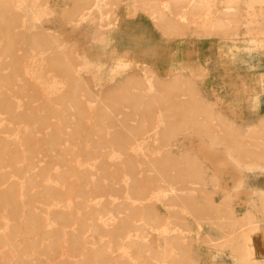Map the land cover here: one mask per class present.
<instances>
[{"label":"rangeland","instance_id":"374dc122","mask_svg":"<svg viewBox=\"0 0 264 264\" xmlns=\"http://www.w3.org/2000/svg\"><path fill=\"white\" fill-rule=\"evenodd\" d=\"M0 101V264H258L264 0H0Z\"/></svg>","mask_w":264,"mask_h":264},{"label":"bare ground","instance_id":"6f19581e","mask_svg":"<svg viewBox=\"0 0 264 264\" xmlns=\"http://www.w3.org/2000/svg\"><path fill=\"white\" fill-rule=\"evenodd\" d=\"M7 30H9V28L8 27H5L4 29H3V32H6ZM8 51H9V53L11 54V51L12 50H14V46L12 45V42L10 41V43H9V45H8V49H7ZM14 61V60H13ZM19 61V60H18ZM3 64L2 65H5V61H3L2 62ZM7 64V63H6ZM17 64H18V62H17V60H15L13 63H12V66L14 67V69L16 68L15 66H17ZM5 66H8V64L7 65H5ZM5 66L4 67H2V68H5ZM11 66V67H12ZM1 68V69H2ZM8 78H11V77H7V78H5V79H7L8 80ZM2 81H4V80H2ZM6 81V80H5ZM12 81V80H11ZM9 83H10V80L8 81ZM14 82V81H13ZM6 86H7V84H5ZM10 85V84H9ZM8 85V86H9ZM12 85H13V83H12ZM12 85H10L11 87H12ZM8 86H7V88H8ZM11 87H9V88H11ZM12 89V88H11ZM8 91V90H7ZM16 91V90H15ZM5 92H6V90L4 91V94H5ZM9 92H10V90H9ZM14 92V91H13ZM12 93V92H11ZM11 93H9L8 95H10ZM17 93V92H16ZM6 94H7V92H6ZM18 94V93H17ZM14 95H15V93H14ZM18 95H20V94H18ZM11 96V95H10ZM4 98H7L6 96L4 97ZM9 99H11V97H9ZM9 99H7V100H9ZM3 100V99H2ZM10 101V100H9ZM1 103H3L2 101H0ZM6 102H8V101H6ZM5 102V103H6ZM4 104V103H3ZM10 119H12L13 121H18V120H20L22 123H26L27 124V117H25V116H18L15 112H11L10 111ZM11 115H12V118H11ZM14 128V127H13ZM16 128V127H15ZM26 128V127H25ZM11 129V131H12V128H10ZM23 129V128H22ZM19 131V130H18ZM33 140H31V139H28V141H27V143H30V142H32ZM45 142V141H44ZM43 142V143H44ZM40 143V142H39ZM31 144H33V142L31 143ZM31 144H30V146H31ZM37 144V143H36ZM42 144V143H41ZM43 145V144H42ZM45 146V144L42 146V149L43 150H45V149H47V148H49L50 150L52 149L53 151H54V146H56V141H55V139L54 140H50V138H49V140H48V142H46V146L47 147H44ZM29 147V146H28ZM32 148V147H31ZM38 148H40V147H38ZM2 149L4 150V152L6 153V157H5V159L4 160H1L0 161V171L3 173L2 175H1V177H0V191H2L8 184H9V180H8V175H10L9 173H12V171H11V169L12 168H9L10 170L9 171H11V172H5V170H3L4 169V164L5 163H11V165L13 164H18L17 162H19L20 161V157H21V154H17V153H14V152H11V150H10V148H8V146L7 145H3V147H2ZM34 149L35 148H33V149H30V148H28V153H29V150H33V152H35L34 151ZM39 149H37V151H38ZM48 150V149H47ZM50 150L48 151V152H50ZM143 150V149H142ZM39 152V151H38ZM44 152V151H43ZM22 153V152H21ZM36 153V152H35ZM40 153V152H39ZM45 153V152H44ZM26 154V153H25ZM59 154V153H58ZM29 155V154H28ZM31 156H32V153L30 154ZM34 156H36L35 154H33ZM43 155V154H42ZM39 156V155H38ZM41 156V155H40ZM59 156V155H58ZM30 158V157H29ZM62 158V157H61ZM64 158V157H63ZM39 159V158H38ZM37 159V162L39 161ZM58 159H60V157L58 158ZM35 160V161H34ZM32 159L31 160V163H28L29 165L28 166H26V168H27V170H26V172L28 171V173H31V174H33L34 175V173L32 172V170H34V168H35V162H36V159ZM54 160V159H53ZM57 160V159H56ZM63 160V159H62ZM27 161V160H26ZM57 162H59V161H57ZM8 164L6 165V166H8ZM21 164V163H20ZM53 164V163H52ZM52 164H51V166H52ZM9 167V166H8ZM47 167V166H46ZM50 167V166H49ZM15 168V167H14ZM38 168H40V167H38ZM43 168V167H42ZM41 168V169H42ZM45 168V167H44ZM49 169V168H48ZM47 169V170H48ZM16 170H17V168L14 170L15 172H16ZM46 170V171H47ZM13 171V172H14ZM36 171V170H35ZM41 171V173H42V170H39L38 171V173ZM45 172V171H44ZM51 172V171H50ZM8 173V174H7ZM23 173V174H22ZM48 173V172H47ZM20 174V173H19ZM21 176H23L25 173L22 171L21 172ZM49 174V173H48ZM26 175V174H25ZM33 175H31V176H33ZM20 177V176H19ZM24 177H27V176H24ZM40 178V177H39ZM21 179V178H20ZM44 179V178H43ZM42 179V180H43ZM41 184V183H40ZM39 186L38 185V181H36V182H34V183H32L31 184V186H35V187H37V186ZM14 186H16V184H14ZM41 186V185H40ZM31 188V187H30ZM29 188V189H30ZM28 189V190H29ZM27 190V191H28ZM39 191V190H38ZM33 192V191H32ZM35 193H36V191H35ZM34 194L32 193V196H33ZM39 195V194H38ZM51 195V197L52 198H55V199H58V195L57 194H50ZM29 197H30V193H29V195H28ZM45 196V195H44ZM42 197H43V195H42ZM28 198V197H27ZM27 198H26V201H27ZM36 198V197H35ZM29 199H30V201L31 202H33V200H31V198H28V201H29ZM41 198H39L38 200H40ZM97 200L96 201H98V202H96V204H97V206H99V198H96ZM99 199V200H98ZM35 200H37V199H35ZM48 201H49V199H47ZM54 200V199H53ZM83 201H84V198L82 199ZM42 201V200H41ZM44 201H46V200H44ZM44 201H43V203H44ZM58 201V200H57ZM91 201V200H90ZM95 201V200H94ZM25 202V201H24ZM54 202H56V201H54ZM26 203H29V202H26ZM34 203V202H33ZM48 203V202H47ZM41 204V203H40ZM18 205H19V201H17V199H16V197H14L12 194L11 195H9V196H4V195H1L0 194V207H5V208H11L12 210H14V211H17L18 210ZM34 205V204H33ZM45 205V204H44ZM35 206V205H34ZM37 206V205H36ZM43 206V205H42ZM28 207V206H27ZM51 207V206H50ZM5 208L3 209V210H5ZM30 208V207H29ZM36 208V207H35ZM1 209V208H0ZM11 209H9V211L11 210ZM8 210V209H7ZM31 208L27 211H25L24 210V212H28V216L27 217H29V218H31V220L30 221H25V224L27 223V227H28V232H26V235H18V234H15V233H12V235H11V238H7V242H9L10 244H12L14 247L16 246H18V244H20L21 242H24V243H26V244H28V245H30L31 243H34L36 240H37V237H38V235H43L45 232V230H44V222L42 221V220H38V218H37V216L31 211ZM7 212V211H6ZM9 213H11V212H8V214ZM30 213V214H29ZM4 215H5V213H4ZM23 215H24V213H23ZM38 215V214H37ZM3 216V215H2ZM25 220V219H24ZM24 225V221H22L21 223H19V225L17 226H14L13 228L15 229V230H17V228L18 227H21V226H23ZM1 226V225H0ZM128 231H130V230H128ZM127 231V232H128ZM117 233V231H115V234ZM130 233L131 232H129V235H130ZM35 234V235H34ZM128 234L126 235L127 237H128V240H130L131 239V236H129ZM126 237V238H127ZM125 239V238H124ZM27 246V245H26ZM75 246H77V244L75 243ZM32 247V246H31ZM27 248H29V246H27ZM119 255V253H117V252H115L114 253V257H116V256H118ZM92 257H94L95 259H106V258H108V257H110V253H107V252H101V250H98V252H96L94 255H92Z\"/></svg>","mask_w":264,"mask_h":264},{"label":"crops","instance_id":"0c3cea01","mask_svg":"<svg viewBox=\"0 0 264 264\" xmlns=\"http://www.w3.org/2000/svg\"><path fill=\"white\" fill-rule=\"evenodd\" d=\"M263 154L264 152L260 154L258 153L254 154V157H253L254 160L251 157L250 161H255L254 163L256 167L264 168ZM250 163H253V162H250ZM254 192L257 194V196H258V193L264 194V188H262V190H255ZM258 200L260 199H258L257 197L256 202H258ZM263 209H264V206H263ZM257 212H260V210L255 211L254 214L250 210V216H249V217L254 216V218H256L259 222L258 228L256 224L257 229L255 228V230L251 233V248L253 251L252 256L254 257L252 259H254V261L257 262L258 264H264V214L262 215V213H257Z\"/></svg>","mask_w":264,"mask_h":264}]
</instances>
